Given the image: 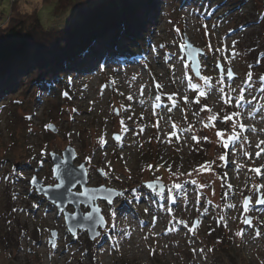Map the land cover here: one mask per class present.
I'll list each match as a JSON object with an SVG mask.
<instances>
[{
	"label": "rangeland",
	"instance_id": "1",
	"mask_svg": "<svg viewBox=\"0 0 264 264\" xmlns=\"http://www.w3.org/2000/svg\"><path fill=\"white\" fill-rule=\"evenodd\" d=\"M95 1L0 0V28L15 4L59 28ZM262 1L156 0L131 57L107 47L108 30L93 42L97 55L90 46L65 78L54 75L58 84H31V64H20L0 86V264H264V178L249 171L264 166L255 155L264 140ZM185 38L204 51L200 78L181 51ZM68 145L88 186L123 191L97 200L106 224L93 240L73 235L64 211L31 185L56 184L50 154ZM149 180L164 188L150 190Z\"/></svg>",
	"mask_w": 264,
	"mask_h": 264
},
{
	"label": "trees",
	"instance_id": "2",
	"mask_svg": "<svg viewBox=\"0 0 264 264\" xmlns=\"http://www.w3.org/2000/svg\"><path fill=\"white\" fill-rule=\"evenodd\" d=\"M136 3L135 0H96L95 5L79 10V23L59 28H46L37 12H22L16 4L12 5L9 20L0 28V78L3 79L0 86L15 72L18 74L20 67L27 63L31 66L23 72L29 75L31 84L43 85V80L58 84L54 75L65 78L68 72H65V67L70 62H75V67L76 62L79 65L82 52L101 35L105 36L108 30L112 34L110 40L106 36L107 47H122L124 56L131 57L134 53L132 50H135L134 43L141 45L138 37L145 36V29L149 27L144 14H139ZM124 30L131 34L132 39L125 37ZM153 98L159 101L156 93H153ZM198 101L196 97L192 99L196 113L200 110ZM232 264L253 263L240 256L233 259Z\"/></svg>",
	"mask_w": 264,
	"mask_h": 264
},
{
	"label": "water",
	"instance_id": "3",
	"mask_svg": "<svg viewBox=\"0 0 264 264\" xmlns=\"http://www.w3.org/2000/svg\"><path fill=\"white\" fill-rule=\"evenodd\" d=\"M262 7L264 8V0L262 1ZM181 51L185 53L186 61L190 63L191 70L193 74L200 78V61L199 55L203 54V50L195 47L188 38H185L184 45L181 46ZM76 153L74 149L68 145L62 151V155L55 153L50 154V161L52 162V172L56 179V184L54 185H44L43 181L37 177L31 180V185L35 188L37 193L44 195L45 199L50 203L54 204L59 211H64L65 223L69 231L74 235L77 229L86 230L90 240L99 236L100 231L98 228L105 227L104 217L101 215L100 208L97 205V200L113 201L117 196L115 193H123L122 190H116L113 188H107L105 186L90 187L87 185V172L84 163L79 166L74 164ZM60 165L59 172L56 171L57 166ZM66 169H71L73 171V176L68 177ZM64 181L62 187H57ZM71 181V182H70ZM75 183V187L78 185L80 191L75 190L72 184ZM144 185L150 190L155 191L157 186V191L164 188V183L157 180H149L144 182ZM71 188V192L69 189ZM80 192H84L85 195H79ZM67 204L74 207V212L70 213L66 211ZM89 207V211L82 213L80 205ZM249 205L243 203V208L246 210ZM86 216H91V219H84ZM101 217H103V223H101ZM55 234V233H54Z\"/></svg>",
	"mask_w": 264,
	"mask_h": 264
},
{
	"label": "snow or ice",
	"instance_id": "4",
	"mask_svg": "<svg viewBox=\"0 0 264 264\" xmlns=\"http://www.w3.org/2000/svg\"><path fill=\"white\" fill-rule=\"evenodd\" d=\"M233 75H234L233 71H232L231 69H229V70L227 71V76H228L229 78H231ZM248 79H249V81L251 80V74H249ZM260 80H261V81H264V75H261V76H260ZM157 87H161V86H160V85H157ZM204 94H205V93H201V95H204ZM239 102H240V103H245V102H248V101H245V100L241 99V101H239ZM210 119H215V117H210ZM226 119H231V117H227ZM234 127H235V126H234ZM239 129H240L241 131L245 130V125H244V124H240V125H239ZM253 131H254V129H253ZM217 135L219 136V135H221V133L218 132ZM238 138H239L238 135H234V136H232V140H233V141L237 140ZM195 139H196V137H193V140H195ZM205 139H206V138H205ZM261 145H264V140H261V141L256 145L257 149H259V150L255 153V155H256L257 158L261 157V154L264 153V147H261ZM244 155H245V156H248L249 153L245 152ZM219 159H220V160H224L225 157H224V156H220ZM60 167H61L60 165L57 166V169H56L57 172H59ZM202 167H203V166H202ZM237 167H243V165H237ZM261 167H264V166H261ZM261 167H252L251 169H249V171L252 172V173H255L256 176H258V177H262V178H264V172H262ZM66 171H67V175H68V177L71 178V177L73 176V171H72L71 169H66ZM70 182H71V181H70ZM63 183H64V181L61 180V183L58 184L57 187H62V186H63ZM72 186L75 187V183H73ZM175 187L179 188L180 185L177 184V185H175ZM261 188H264V185H256V190H257V191H259ZM69 192H71V188L69 189ZM79 195L83 196V195H85V193H84V192H80ZM115 195H116V196H121L122 193H115ZM247 202H248V198H245V203H247ZM259 202H260V203H264V199H261ZM109 203H111V201H109ZM84 219H89V220H90V219H91V216H86ZM100 222L103 223V217H101V221H100ZM243 222H244L245 224H249V225H251V223H252V221L249 220V219H247V218H245ZM236 234H237L238 236H242V235H243L242 231H238ZM53 235H55V234H53ZM256 235L259 236L260 233L257 232ZM146 239H147V237H146ZM52 247L55 248V247H56V244L53 243V244H52Z\"/></svg>",
	"mask_w": 264,
	"mask_h": 264
},
{
	"label": "bare ground",
	"instance_id": "5",
	"mask_svg": "<svg viewBox=\"0 0 264 264\" xmlns=\"http://www.w3.org/2000/svg\"><path fill=\"white\" fill-rule=\"evenodd\" d=\"M156 4H158V3H156V0H138L137 1V3L135 4L136 6H137V8H138V12H139V14L142 16L143 14H144V16L147 18V25H149L150 24V19H151V15H150V13L152 12V11H154V10H156V9H154L152 6L153 5H156ZM154 9V10H153ZM140 16V18H142ZM124 32H125V37L127 38H131L132 39V36H131V34H129V32L127 31V30H124ZM98 37H100V35H98ZM124 37V36H123ZM95 41V40H94ZM93 41V42H94ZM91 43V49H90V51H91V55L93 56H95V55H97L96 53L98 52L97 50H99V45L98 46H92L94 43ZM52 166H53V164H52ZM49 202V201H48Z\"/></svg>",
	"mask_w": 264,
	"mask_h": 264
}]
</instances>
